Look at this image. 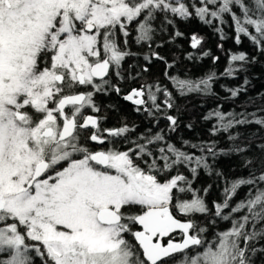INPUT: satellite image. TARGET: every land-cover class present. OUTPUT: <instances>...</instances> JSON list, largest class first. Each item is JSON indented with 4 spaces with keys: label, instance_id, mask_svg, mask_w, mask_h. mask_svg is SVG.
Masks as SVG:
<instances>
[{
    "label": "snow or ice",
    "instance_id": "1",
    "mask_svg": "<svg viewBox=\"0 0 264 264\" xmlns=\"http://www.w3.org/2000/svg\"><path fill=\"white\" fill-rule=\"evenodd\" d=\"M200 4L188 5L184 0H0V264H34L35 257L41 264H253L252 257L264 252L255 246L264 240V157L259 175L253 170L249 178L236 179L225 188L226 194L234 195L242 185H249L253 190L247 199L228 215L222 212L229 208L230 196L214 205L215 215L226 221L242 209L246 214L209 240L204 235L207 228L193 219L177 218L179 214H207L205 200L199 196L180 199L174 190L192 191L191 181L178 171L169 173L183 164L194 179L199 168L210 169L203 153L216 156L214 143L200 145L201 155L167 144L158 149L157 157L148 145L164 141L161 133L128 151H92L81 143L80 131L90 126L97 131L88 139L104 143L98 119L83 116V110L94 108V94L106 90L110 68L119 76L122 61L132 54L121 47L116 35L119 29L127 37L132 21L142 17L139 43L152 40L151 21L157 11L183 18L194 11L206 24L212 23L208 17L223 23L224 14L230 13L237 33L249 36L264 51V0H200ZM191 40L193 48L202 42L196 35ZM236 40L240 42L239 35ZM231 60L246 61L247 56L233 54ZM170 79L181 95H187L206 91L213 76ZM79 86H90L92 91L76 92ZM153 87L161 90L158 85H147L133 89L125 99L146 105L147 92L152 108L146 110L151 115L161 110ZM238 92L232 90V95ZM165 95L164 105L172 108L171 93L165 90ZM213 116L218 120L214 133L228 132L238 124L264 126V117L250 121L229 113L232 118L226 120L224 113L214 111L205 119ZM165 118L174 130L176 118ZM105 131L118 137L129 128ZM258 147L264 153V144ZM144 157H151V162ZM177 230L180 240L173 236Z\"/></svg>",
    "mask_w": 264,
    "mask_h": 264
},
{
    "label": "trees",
    "instance_id": "2",
    "mask_svg": "<svg viewBox=\"0 0 264 264\" xmlns=\"http://www.w3.org/2000/svg\"><path fill=\"white\" fill-rule=\"evenodd\" d=\"M184 3L201 6L200 0H185ZM209 7L214 6L209 5ZM237 7H234V11ZM208 19H212L211 24L200 20L194 11L188 18L171 12L157 11L155 19L151 21L153 32L150 42L138 43L136 40L139 35L137 25L142 17L129 24L127 37L117 31L116 35L121 47L132 54L125 57V61L122 62L119 76L112 70L108 78L110 85L103 93L94 94L93 100L99 105L107 127L129 128L128 132L116 136V139L112 137L114 140L112 147L118 151L135 150L138 144L146 143V138L156 133H161L164 141L148 145L153 157L159 156L158 149L166 147L167 144H173L182 151L195 155L202 154L200 145L215 144L216 156L208 155L207 151L203 153L208 158L210 169L199 168L194 179L189 167L183 164L176 166L169 173L176 175L178 171L191 181L192 191L179 193L174 190L180 199L191 200L199 196L205 200L209 208L207 214L196 213L190 217L179 214L177 217L181 220L193 219L199 226L207 228L204 235L211 240L215 233L228 230L232 220L246 214V210L242 209L239 213H232L230 219L226 221L215 215L214 205L222 204L226 196H230L229 208L222 212V215H228L231 208L241 200L247 199L253 190L249 185H242L234 195L225 193V188H230L232 181L249 178L253 170L259 175L264 153H261L258 145L264 144V126L255 123L238 124L228 132L214 133L213 130L218 124L217 118L213 116L211 119H205V117L214 111L224 113L226 120L232 118L228 116L229 113H232L236 119L246 117L250 121L264 117V51L260 46L255 45L249 36L237 33L230 13L224 14L223 23L219 19L211 17ZM217 29L222 31L218 32ZM177 31L182 35L175 36ZM250 31L256 34L254 28L250 27ZM193 35L202 38L201 44L196 48L192 47ZM237 35L240 36L239 43L236 40ZM205 52H208L207 56L204 55ZM153 53L164 59H157ZM239 53H245L247 60L232 61L231 56ZM167 64L173 66L168 68ZM230 67L235 71L229 73ZM210 75L213 79L206 91L187 95H181L170 79V77H178L200 80ZM113 85L118 86L120 94L116 93ZM147 85H158L161 89L157 92L155 87L152 88L156 95V103L160 105L161 110L153 111L151 115L146 110L152 108V101L148 100L147 92L145 99L147 104L144 109L138 110L122 98L123 93ZM237 89H239L238 94L233 96L232 90ZM83 90L82 86L75 89L76 92ZM165 90L171 93L172 108L164 105L167 98ZM168 115L176 118L177 124L174 130L165 118ZM230 135L235 136L236 139L229 140ZM185 141L188 143H184ZM191 145L197 147L193 148ZM237 146L246 147L248 150L244 153L231 151ZM134 159L141 167H145L140 159L136 157ZM144 159L151 162V157ZM249 159L253 161L251 165L246 164V160ZM181 186L187 187L183 184ZM129 211L134 213L136 209ZM173 236L176 240L181 239L180 232L173 233ZM127 238L135 243L133 237ZM255 246L258 249L264 248V240L256 241ZM252 259L253 264H264V252H257ZM34 264H41L39 257H35Z\"/></svg>",
    "mask_w": 264,
    "mask_h": 264
},
{
    "label": "flooded vegetation",
    "instance_id": "3",
    "mask_svg": "<svg viewBox=\"0 0 264 264\" xmlns=\"http://www.w3.org/2000/svg\"><path fill=\"white\" fill-rule=\"evenodd\" d=\"M133 22V21H132ZM131 22V23H132ZM125 61V59L122 61V62H124ZM121 66H122V63H121ZM121 66H120V68H121ZM112 70L113 69H111L110 68V70H109V74L107 75V77H105V79H107L108 80V78L110 77V74L112 73ZM113 72H114V70H113ZM116 73V72H115ZM97 80V82H99V79H96ZM110 85V83H108V85H106L105 86V88L107 89L108 88V86ZM82 87H84V90L83 91H80V92H90V91H92V88L90 87V86H82ZM113 87L114 88H117L118 86L117 85H113ZM133 89H140V88H133ZM132 89V90H133ZM131 90V91H132ZM106 91V90H105ZM131 91L130 92H125V93H123L122 94V98L124 99V100H126L125 99V96L126 95H128V94H130L131 93ZM104 91H99V92H96V93H98V94H101V93H103ZM120 92V91H119ZM119 92H116L117 94H120ZM95 93V94H96ZM144 99H146V95H145V97H144ZM131 106H133L134 108H136V109H144V107H145V105H136L133 101H129V100H126ZM93 102H94V105H95V107L93 108V107H86L84 110H83V116H89V115H91V116H94V117H96L97 119H98V122H99V132H100V134L102 135V137L104 138V143L103 144H101V143H98V142H95V141H91L90 139H88V137H90V135L93 133V132H95V131H97V129L96 128H93V127H88V128H86V129H83V130H81L80 131V136H81V143H83L84 144V146H86V147H88L90 150H92V151H101V150H108V149H114L113 147H112V144H113V142H114V140H112V137H114L115 139H116V136H111L108 132H106L105 130L107 129V130H112V129H119V128H112V127H107L106 126V124H105V120H103L104 118H103V116L101 115L102 114V112H101V110H100V108H99V105L93 100ZM96 108H98L99 109V111L97 112L95 109ZM66 111H68V109H66ZM85 143H86V145H85ZM116 150V149H115ZM134 230H140V228L138 227V226H135L134 227Z\"/></svg>",
    "mask_w": 264,
    "mask_h": 264
},
{
    "label": "rangeland",
    "instance_id": "4",
    "mask_svg": "<svg viewBox=\"0 0 264 264\" xmlns=\"http://www.w3.org/2000/svg\"><path fill=\"white\" fill-rule=\"evenodd\" d=\"M184 1H185V0H184ZM134 21H135V20H134ZM129 24H130V23H129ZM129 24L127 25V31H128V29L130 28V27L128 28ZM138 24H139V23H138ZM137 28H138V25H137ZM117 31H119V29H117ZM119 32H120V31H119ZM120 33H121V32H120ZM121 35H122V34H121ZM167 239H168L167 237H166V238H164V241L166 242V241H167ZM33 254H34V253H33ZM34 255H35V254H34Z\"/></svg>",
    "mask_w": 264,
    "mask_h": 264
},
{
    "label": "water",
    "instance_id": "5",
    "mask_svg": "<svg viewBox=\"0 0 264 264\" xmlns=\"http://www.w3.org/2000/svg\"><path fill=\"white\" fill-rule=\"evenodd\" d=\"M109 74V73H108ZM107 77V76H106ZM96 79H99V78H96ZM178 218V217H177ZM179 219V218H178ZM183 221V220H182ZM139 227V226H138ZM176 232H179V230H177Z\"/></svg>",
    "mask_w": 264,
    "mask_h": 264
}]
</instances>
